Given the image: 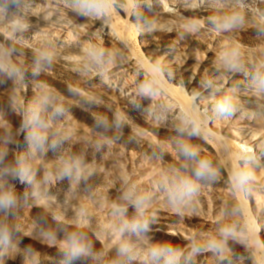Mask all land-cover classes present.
<instances>
[{
	"label": "rangeland",
	"instance_id": "rangeland-1",
	"mask_svg": "<svg viewBox=\"0 0 264 264\" xmlns=\"http://www.w3.org/2000/svg\"><path fill=\"white\" fill-rule=\"evenodd\" d=\"M111 2L0 0V264H110L92 257L105 251L103 244L91 230L69 220L65 200L60 202L64 196L47 197V205L58 206L63 220L31 203L39 178L55 179L66 188L76 181L95 198L98 194L90 189L98 172L105 180L109 176L99 196L107 198L110 208L122 199L135 206L119 217L118 224L132 221L137 213L152 216L174 228L156 240L165 249H176L177 230L182 229L212 255L202 262L173 260L174 264H235L247 251L246 258L264 264V225L259 223L262 214L255 211L256 207L264 212V0H146L140 5L145 12L156 5L147 23L131 16L134 0H126L124 12ZM84 4L97 13L86 11ZM177 4L188 11L176 12ZM192 8L212 10L213 18L220 20L209 21ZM168 10H175V15L169 16ZM86 15L111 25V36L136 67H123L125 57L108 48L109 35L93 31ZM231 76L230 88L238 94L229 99L221 91L229 87ZM200 84L209 89L199 97ZM221 104L228 105L227 111ZM180 119H188L193 128L178 125ZM182 129L199 135L213 151L214 155L199 152L211 157L210 170L201 177L192 174L186 161L191 156L184 154V147L190 144ZM115 130L124 137L128 131L145 135L163 151L155 157L136 154L147 170L158 171L160 187L154 185L145 206L134 198L140 180L134 184L128 175L136 165L129 163L126 171L119 164L131 153L113 141ZM247 148L253 154V170L242 156ZM94 149V154L104 149L110 164L102 160L97 168L90 159V168L84 163ZM88 170L93 175L85 176ZM165 177L174 184L171 196ZM186 179L195 183L194 192L183 190ZM246 182L262 189L247 187ZM28 224L44 228L54 244L35 237ZM61 238L66 247L68 240L75 241L77 248L72 247L85 253L65 254L57 245ZM125 245L128 253L145 254V247H130L128 241ZM155 249L150 253L156 264L170 260L164 253L154 255Z\"/></svg>",
	"mask_w": 264,
	"mask_h": 264
},
{
	"label": "bare ground",
	"instance_id": "bare-ground-1",
	"mask_svg": "<svg viewBox=\"0 0 264 264\" xmlns=\"http://www.w3.org/2000/svg\"><path fill=\"white\" fill-rule=\"evenodd\" d=\"M119 1L120 0H115L114 2H111V0H110V2L114 4L113 7L115 8V10L117 9V10H120V11L124 12L125 8L127 7L126 0H123V2H125V4L122 3V2H119ZM134 1H135V4H136V7L133 9V12H132L131 16L133 17V19H136L137 21L144 20L147 23L148 19H150V16H152V15H154V13H156L154 11V8L156 7V5L152 4L151 6H149L148 11L145 12L144 10H142L140 5L143 4L144 2H146V0H134ZM175 9H176V12H183L184 13V12L188 11V8H186V6L181 5V4L175 5ZM228 9L229 8H227L226 10H228ZM95 10L92 9L89 12L96 14L97 12ZM191 11H197V13H200L201 16H205L209 21L219 22V20H220V18H213V14L210 13V12H212V10L211 11H200L197 8H192ZM167 12H168L169 16L170 15H172V16L175 15V10L174 11L173 10H168ZM84 20H86L87 23L88 22H93L92 28H91L93 31H101L106 36L109 35L110 38L107 40V46H108L109 49L112 48V47L115 48L119 52L118 54H120V55L125 57V60L123 62V64H124L123 67H136L128 59L127 54H125V48L122 46V44L118 40H116V38L114 36H111L112 35L111 25L107 21H105L103 19H100V18H93L92 16H87V15L84 18ZM147 37L150 38V40L153 39L149 35H147ZM20 45H21V43H20ZM254 73L255 72L251 70L250 74L252 75ZM233 78H234V76H231V78L228 81L229 87H225L221 91V93L224 94L229 99L233 98V96L238 94L236 91H234V90H232L230 88V83L232 84V82L234 81ZM151 85L154 86L153 83H151ZM208 89H209V87H208L207 84H200L199 88H198V92H200L199 97L202 94L206 93ZM139 121H140V119H139ZM176 122L178 123V125H181L183 128L186 127L187 129H190V127L192 126L188 119L187 120L183 119L182 121L180 119L179 121H176ZM191 128H193V127H191ZM185 130H183L184 132L181 131V130L180 131H181L182 134H185V138L188 140V143L190 144V146L197 153L196 156H194V157L191 156V157H187L186 158V161L190 162V168L192 169V171H191L192 174H195V170L199 166V161L200 160L208 161V158H211L209 156H207V157L205 156L204 157L199 152L203 150V151H206L208 153V155H214V154H212L213 151L210 148V146H208L207 142H205L199 135H195L194 133L190 134L188 132H185ZM174 132H176V131H174ZM194 132H196V131H194ZM143 136H145V135H143ZM143 136L138 135L137 133H135L133 131H128L127 135L125 137H124V133L121 132V131H118V130H115L112 133V139H113L114 142H116V145L119 143L120 146L123 149H125L127 152L131 153L130 156L128 154L127 155L123 154L124 156L120 159V163L119 162L118 163L125 170H126V168L129 167V163H131V165L135 164L136 165V169L139 170L138 174H136L137 170L135 171L133 169L134 171H132L130 169L129 170L130 173H128V175L130 176L131 181H133L134 184L137 183L136 180H140L139 181V187L134 188V189H136L135 190L136 192L134 193V198L139 200V203L142 206H145V204L148 201V200H146V198H150V197H152V194H154V185H158L160 187V185H159L160 183H158L156 181L157 177H158V175H156V171L157 170L156 171H152V172L147 170L142 164L139 163L140 160H139V157L136 156V154L138 155L139 153H141L142 156H144V157H146V155H150V157H155V156L162 155L163 151L161 149H159L157 146H155L153 143H151L147 139V137L145 138ZM212 147H213V145H212ZM74 148H75V146H74ZM219 149H220V147H219ZM221 149L220 150L216 149V150H218V152L220 153L223 150V149L222 150ZM248 149L249 148H247L245 151H242V154L245 153L242 156L246 160V163L248 162L247 163L248 164L247 167H249V170H250V168L252 169V167L255 168L256 166H255L254 161L252 160L253 154L251 155V153H250V151H248ZM95 150L96 149H94L92 152L88 151L89 152L88 154L91 155L92 157L90 156V157H88V159H85L83 161L90 168L92 167V165L90 164L91 163L90 159L94 160V162H96V164H98L96 166L97 168H99L102 165V163H100L102 160H104V161L106 159L110 160V157L107 156V154L104 152V149L101 150L97 154L96 153L94 154ZM84 151H85V149H84ZM229 151H231V150H229ZM33 152H34V149H33ZM224 152H226V151L224 150ZM231 153L233 154L234 152L232 151V152H230V154ZM88 154H86V155H88ZM31 155H32V153L30 154V156ZM40 155H41V152H40ZM40 155H39V157H40ZM220 155H221V153H220ZM21 156H23V154H21ZM235 156H237V155H235ZM238 157H241V155L237 156V158ZM68 158H69V156H68ZM75 159H76V157H75ZM238 159L241 160L240 158H238ZM73 160L74 159H72V161ZM143 160L147 161V159H145V158ZM53 161L51 160L52 163H53ZM35 162L36 161H34V163ZM51 162H50V164H51ZM69 162H68V164H69ZM66 163L67 162H65V164ZM146 163H148V162H146ZM105 164H110V162L106 160ZM93 165H94V163H93ZM61 168H62V166L60 167V169ZM70 169H71V167H70ZM116 169L117 168L114 167V171H116ZM63 170H65V169H63ZM112 170H113V168H112ZM77 171H78V169L76 170V172ZM88 171H89L90 174L87 171H85V174H86L85 176H87V177L91 176V174L94 173L91 170H88ZM54 173H56V171ZM67 173L70 174V176H71V170H69ZM117 173H116V176H117ZM157 173H158V171H157ZM119 174L121 175L122 173H119ZM52 176L53 175H51V177ZM54 177H52V178H54ZM62 177H63V175H62ZM120 177H122V175ZM108 178H109V176H106V180ZM54 180L55 179H53L52 181H48L47 179L43 178L41 180L39 178L38 181L35 182V184H36L35 188L38 191H37V193L35 195V198L31 199V203H32L33 207L34 208L43 207V208H45V210H48L50 212V214H52L53 217L58 218L60 220H63L64 217L62 216V213L61 214L59 213V207L58 206H53L52 207V206L47 205V197L55 199V198H60V197L64 196V198L60 202L62 203L65 200L64 201V206H65V208L68 211V215L70 217L69 220L71 222H74V223L78 222L79 225L82 226L81 228H83V230H84V228H88L89 230H91L93 232L94 236L98 237L100 239L101 243L103 244V247H104V250H105L104 252H97V253H93L92 254V257L94 259H96L97 261H102L103 263L104 262L106 263V262L109 261L110 264H156L155 263L156 259H154L152 253H150L151 248H154V249L157 248V249H155L156 251H158L159 253L166 254L168 256V258L170 260H172V261L173 260H175V261L176 260H180V261L197 260L196 262H198V261L202 262L203 260H207L206 259L207 256L211 257V258L209 257L208 260L212 259V255H208V251L210 249L202 248V247H200V245L197 246L194 243V241H192V239L189 237V233H187L186 231H183L182 229L177 230L179 232V234H177L176 238H175L176 241L178 242L176 249L175 248L174 249L170 248L171 249L170 251L165 252L164 251L165 250V246L163 245V243L161 241L156 242V240H157L158 237L164 235L165 233H169L168 229L173 230L174 228H172L170 225H167L163 220L155 219L152 216H148V215H143L141 213H137V215L134 216L132 221H136L138 223L139 227H137L136 230L127 229L128 233H125V232L121 231V228L124 226V224H125L127 219L125 220V222L122 220L121 223L118 224L119 217L122 214H124L125 212H129L132 209H134L135 206L133 207V205L130 203V201H126L127 199L126 200L122 199V200H120V202H119L120 205H118V207L114 206L113 208H110L109 204H108V202L106 200L107 198L101 199V197L99 196V193H100L99 188L102 187L104 185V183L106 182V180L104 178H101V172H98L96 178L94 179V182H93L94 189H90L91 190V192H90L91 194H95V192H96V194H98V195L95 196V198H92L90 195L86 194L85 191L82 189V187L76 186V183H77L76 181H75V183L71 181L70 187L68 186L69 188H66L64 185L56 184ZM110 180H112V179L110 178ZM119 180H120V178H118V181ZM156 182H157V184H155ZM165 182L167 184L166 187L168 186V188H169L168 189V194L171 196L173 194L174 187H172V186L174 184L169 180L168 177H165ZM114 185H118V184H114L113 183V187H114ZM245 185L247 187H252V188H256V189H260L261 188L260 185H255V184H252L250 182H246ZM83 188L85 190H88L89 189L88 184H85ZM132 191H133V189H132ZM160 191H161V189H160ZM106 196H107V194H106ZM230 200H228L227 202L231 204ZM151 202H152V200H151ZM233 204L234 203H232V205ZM234 207H235V205H234ZM235 210H238V209H235ZM109 211H112L111 215L109 214ZM255 211L259 215L262 214V217L259 219V223L261 224V226H263L264 225V212L261 211L260 209L256 208V207H255ZM260 211L262 213H260ZM185 216H187V215H185ZM122 219H124V217H122ZM36 222L39 223V219H37ZM128 222H131V221H128ZM28 226H29V228L31 230V233L34 234L35 237H38V238L44 240L46 243H48L50 245L54 244L52 242V240H53L52 237L51 236H47V232H46V230L44 228L39 227L38 225L36 227V225H32V224H28ZM182 226H183V224H182ZM263 228H262L261 237H263V239H264V229ZM111 232H113V233H111ZM121 235L127 236V239L126 240H121L120 239ZM174 235H175V233H174ZM62 240H64V239L63 238L59 239V243H57V245L60 246V248H63V250H61V251H64L65 254H72V255L76 254L77 255V254H84L85 253L84 251L76 249L77 246H76V242L75 241L72 243L70 240H68L67 243L69 245H67V247H66V245L62 243L63 242ZM126 241L129 242L130 247L135 246L137 248L139 247L140 249H143L145 247L144 250H143V252L145 254L136 255L135 252L128 253V250H127L126 245H125ZM72 245L74 247H76V248L72 247ZM168 245L171 246L170 243ZM243 246H245V248H246L247 244H245ZM65 247L68 248L67 249L68 251L66 249H64ZM78 248H81V247H78ZM246 249H245V251H246ZM246 253H248V251L245 252V255L242 256L243 258L240 260V262L235 263V264H254V260L252 259L251 256H249L247 254L248 256L246 258Z\"/></svg>",
	"mask_w": 264,
	"mask_h": 264
},
{
	"label": "clouds",
	"instance_id": "clouds-1",
	"mask_svg": "<svg viewBox=\"0 0 264 264\" xmlns=\"http://www.w3.org/2000/svg\"><path fill=\"white\" fill-rule=\"evenodd\" d=\"M86 11L92 10L90 6L87 4L82 5ZM220 108L222 111H227L228 105L227 104H221ZM184 154L187 156H196V152L193 148L190 146H185L184 147ZM210 170V162L206 160H200L199 161V166L195 170V175L197 177L203 176L206 172ZM238 179H242V177H238ZM182 187L185 193L189 192H194L195 191V183L190 180L186 179L182 181ZM137 227H139L138 223L136 221H131V222H125L124 226L121 228V231H124L125 229H131V230H136ZM165 252L170 251L169 249H165ZM154 255H159L160 253L158 251H154ZM165 264H174L172 260H166Z\"/></svg>",
	"mask_w": 264,
	"mask_h": 264
}]
</instances>
